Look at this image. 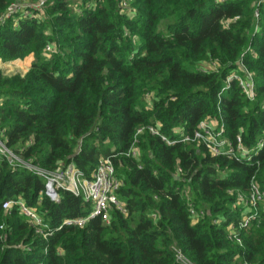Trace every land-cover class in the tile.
Returning <instances> with one entry per match:
<instances>
[{"label": "trees", "instance_id": "16d2710c", "mask_svg": "<svg viewBox=\"0 0 264 264\" xmlns=\"http://www.w3.org/2000/svg\"><path fill=\"white\" fill-rule=\"evenodd\" d=\"M53 2L44 20L18 13L0 25V60L34 59L25 75L0 69V135L20 161L0 153V264H182L179 256L191 264H264V213L241 229L237 206L252 181L264 191V147L250 161L212 157L202 143L168 145L149 130L160 123L162 136L179 140L175 129L193 137L210 120L229 140L241 135L246 148L257 146L264 0ZM11 4L0 0V17ZM212 62L216 69L206 70ZM241 65L253 75L255 101L237 80L224 90L232 74L247 78ZM133 146L138 159L127 156ZM102 159L124 182L128 214L113 211L110 225L96 217L84 227L64 221L87 217L91 205L69 192L51 201L45 179L22 164L54 172L73 163L91 178ZM187 191L205 212L196 224ZM19 199L43 218L47 237L16 206L4 211ZM233 225L241 244L229 239Z\"/></svg>", "mask_w": 264, "mask_h": 264}, {"label": "built area", "instance_id": "2783aa9c", "mask_svg": "<svg viewBox=\"0 0 264 264\" xmlns=\"http://www.w3.org/2000/svg\"><path fill=\"white\" fill-rule=\"evenodd\" d=\"M227 0H218L219 3L226 2ZM23 0H12V4L7 13L0 17V25L11 19L14 15L20 13L23 18H37L44 20L45 15L43 9L46 5H53V0H42L39 4L26 5ZM80 13L79 10H77ZM256 17L259 18V13L256 12ZM16 21V20H15ZM17 25V21L15 22ZM55 51L51 45L46 46V52L52 54ZM217 67L216 62L206 63V70H214ZM247 74V78L243 79L237 74H232L228 78L227 87L229 89L230 83L237 80L246 94L247 98L255 101V84L253 75L248 73L243 65L240 68ZM147 98L150 95L146 96ZM2 101L0 100V107ZM264 107V106H263ZM162 125L157 123L155 126L149 128L153 135H158L168 145H175L178 141L182 143H195L199 142L206 146L212 157L228 156L229 158L244 159L250 161L257 153L264 147V134L258 141L257 146L253 149H248L244 146L243 138L238 135L233 142L226 137L225 128L210 120H205L199 125V129L195 132L194 136L186 134L182 129H175V134L179 136V140H169L161 135ZM142 130L139 131L141 133ZM0 153L9 156L12 162H20L17 157L9 151L0 135ZM127 156H132L136 159L140 158L139 150L133 146L128 152ZM26 169L34 172L36 175L42 177L46 181L45 194L51 201L59 203L62 192H69L78 198H82L85 202L91 205V212L85 218L69 219L64 221V225H73L77 227H84L88 221L100 217L105 225L111 224V213L113 211L127 215L126 204L119 197V192L124 186L123 180L118 176L116 168L110 159H102L96 171L91 178H87L85 174L80 171L73 163L62 165L54 172H47L40 170L30 164L22 163ZM182 173V170H178ZM184 196L190 208L192 221L196 224L201 218L205 216L203 210H198L191 201L189 192H185ZM16 206L20 213L26 217L36 228L37 233L47 237L48 226L45 224L43 218L38 214L37 210L29 207L23 200L19 199L16 202L8 201L3 204L5 212H9ZM237 206L242 209V220L240 223L241 229L249 228L255 223L262 220L264 213V191L252 181L250 191L247 194H238ZM217 224L220 221H216ZM229 239L232 242L241 244L240 238L236 235L237 228L233 225L229 227ZM182 264H191L183 256H179Z\"/></svg>", "mask_w": 264, "mask_h": 264}, {"label": "rangeland", "instance_id": "374dc122", "mask_svg": "<svg viewBox=\"0 0 264 264\" xmlns=\"http://www.w3.org/2000/svg\"><path fill=\"white\" fill-rule=\"evenodd\" d=\"M33 60L32 56L26 58L25 60H15L9 62H3L0 60V69L4 71L7 76L25 75L29 71Z\"/></svg>", "mask_w": 264, "mask_h": 264}, {"label": "crops", "instance_id": "0c3cea01", "mask_svg": "<svg viewBox=\"0 0 264 264\" xmlns=\"http://www.w3.org/2000/svg\"><path fill=\"white\" fill-rule=\"evenodd\" d=\"M1 62V61H0Z\"/></svg>", "mask_w": 264, "mask_h": 264}]
</instances>
